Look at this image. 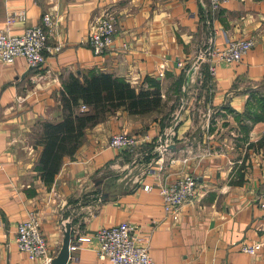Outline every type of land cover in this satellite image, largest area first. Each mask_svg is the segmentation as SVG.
Instances as JSON below:
<instances>
[{
    "label": "crops",
    "instance_id": "0c3cea01",
    "mask_svg": "<svg viewBox=\"0 0 264 264\" xmlns=\"http://www.w3.org/2000/svg\"><path fill=\"white\" fill-rule=\"evenodd\" d=\"M109 8L119 18L115 43L98 55L84 39ZM20 11L24 21L10 20ZM46 13L48 43L61 50L38 68L23 56L0 59V264H42L15 242L32 212L53 257L68 224L72 241L93 236L67 264H112L99 257L94 235L122 221L149 237L156 264H264V209L255 200L264 191V0H227L216 9L211 0H0V29L21 34ZM237 38L255 41L241 61L220 63L215 75L198 62L201 50ZM102 73L137 89L159 86L161 105L144 114L122 107L86 128L80 148L45 184L44 123L63 119L72 77ZM123 131L150 138L134 151L109 148L110 136ZM168 136L176 147L159 153ZM186 173L197 191L173 219L161 186ZM246 244L256 251H244Z\"/></svg>",
    "mask_w": 264,
    "mask_h": 264
},
{
    "label": "built area",
    "instance_id": "2783aa9c",
    "mask_svg": "<svg viewBox=\"0 0 264 264\" xmlns=\"http://www.w3.org/2000/svg\"><path fill=\"white\" fill-rule=\"evenodd\" d=\"M227 0H211L213 8H218ZM26 19V12L14 13L10 20ZM118 15L113 8L105 10L91 21L90 32L84 42L98 55L105 54L113 48L117 32ZM53 26L52 16L46 13L42 21L34 26L28 27L21 34H11L0 29V59L5 63H11L18 56H23L31 68L43 66L50 52L60 51L62 45L51 47L48 43L50 38L49 28ZM254 39L237 38L228 40L223 45L211 44L209 48L198 53L199 63L206 62L211 75L216 74L220 63H234L241 61L249 50L254 46ZM82 110L87 106L83 104ZM150 136L147 134H130L129 132H116L108 140V147L118 151H134L148 142ZM168 136L163 139L158 147L159 153H164L172 144ZM164 164L160 169L164 170ZM147 166L144 172L150 170ZM197 191L196 177L192 174H182L176 180L164 182L161 192L164 199L166 214L173 219H178L180 208L191 201ZM255 200L264 209V191L260 192ZM42 221L38 214L30 213L17 228L15 242L20 250L25 252L31 261L42 264H52L54 258L50 254L49 246L43 234ZM5 222L0 219V231L5 229ZM93 236L79 235L75 241L70 242V252L92 241ZM98 240L97 253L101 259H108L112 264H156L151 255L150 239L142 238L128 221H122L117 225L100 228L94 235ZM256 244L243 245V250L254 253Z\"/></svg>",
    "mask_w": 264,
    "mask_h": 264
},
{
    "label": "trees",
    "instance_id": "16d2710c",
    "mask_svg": "<svg viewBox=\"0 0 264 264\" xmlns=\"http://www.w3.org/2000/svg\"><path fill=\"white\" fill-rule=\"evenodd\" d=\"M160 87L137 89L130 82L111 74L72 77L62 92L64 117L58 122H45L38 162L41 179L51 184L65 156H73L84 141L86 128L105 120L109 113L124 107L130 113L144 114L161 105ZM87 106L81 110V105Z\"/></svg>",
    "mask_w": 264,
    "mask_h": 264
},
{
    "label": "water",
    "instance_id": "95a60500",
    "mask_svg": "<svg viewBox=\"0 0 264 264\" xmlns=\"http://www.w3.org/2000/svg\"><path fill=\"white\" fill-rule=\"evenodd\" d=\"M176 144L170 145V148H175ZM74 238V230L71 225L68 224L66 227L62 247L56 257L52 259V264H67L71 258V252L69 249L70 242Z\"/></svg>",
    "mask_w": 264,
    "mask_h": 264
},
{
    "label": "rangeland",
    "instance_id": "374dc122",
    "mask_svg": "<svg viewBox=\"0 0 264 264\" xmlns=\"http://www.w3.org/2000/svg\"><path fill=\"white\" fill-rule=\"evenodd\" d=\"M172 103H173V102H172ZM172 103H170V105H169V106H171V104H172ZM174 104H175V103H174ZM168 149H170V146L168 147Z\"/></svg>",
    "mask_w": 264,
    "mask_h": 264
}]
</instances>
